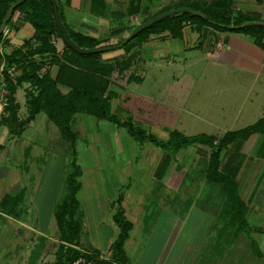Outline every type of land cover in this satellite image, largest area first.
<instances>
[{"label": "rangeland", "instance_id": "1", "mask_svg": "<svg viewBox=\"0 0 264 264\" xmlns=\"http://www.w3.org/2000/svg\"><path fill=\"white\" fill-rule=\"evenodd\" d=\"M160 1L144 0L147 6L145 10H156V4H160ZM179 1H170L163 6L172 7ZM234 3L241 10H256L255 17L264 20V0H234ZM71 13L79 15V11ZM136 18L139 22L145 15L141 14ZM179 43L181 41L171 38L163 40L161 50L171 54L170 63L167 64L164 58L156 60V67L148 70L146 76L156 80L155 86L163 81L178 78H190L197 82L191 93L185 97V103L177 106L179 111L176 113L179 118L176 128H165L150 119L115 111L114 107L118 106L119 102L114 101L110 103L111 111L118 119L129 120L157 141L166 142L170 139L172 130L177 132L181 128L187 132V136L196 135L201 131L205 135L219 138L226 131L243 128L264 117V92L257 94L259 90H264V87H260L264 86V70L259 76L214 70L211 59H206L196 49L179 51L176 45ZM111 52L117 56L113 59L119 61L121 49ZM104 54L106 53H102L103 56ZM44 70L49 68L45 67ZM18 74L19 71L15 70L13 78H10L14 80ZM232 79H254L253 91L247 87H237L235 93H232L233 88L229 85L225 88L219 83V80ZM115 80L119 82L120 77ZM31 90L33 89L27 85L25 92ZM151 90H155V87ZM152 94L156 97V90ZM25 96L27 98V94ZM252 102L256 105H250ZM189 112L193 115L190 116ZM23 115L25 113H22V117ZM208 122L214 125L218 122L219 127L209 125ZM71 126L76 133L73 148L70 142L60 135L53 122L38 115L23 127L24 131L20 136L14 137L12 147L6 145L4 150L0 151V264H52L56 260L60 242L53 214L67 193L66 177L73 169V160L80 169L76 178L78 190L75 193L77 205L74 210V219L80 228L77 250L91 257L88 261L80 257L78 264L111 260L110 246L118 233L111 216L116 211L118 197H121V205L126 211L124 217L131 220L134 227H138L140 218H146V227L151 224V220L156 222L160 218L157 223L160 224L157 233L159 243L156 246V252L160 255L165 253L172 241V233L167 230L169 214L176 213L177 218H184L188 211L191 219L183 226L171 246L172 255L174 253L180 256L186 242L201 233L200 226L193 225L192 221L196 218L195 207L198 208L195 203L203 201L207 187L194 181V176L197 168L199 170L198 162L205 163L206 159L208 160L210 149L200 145L202 151L193 146L180 153L178 149L172 151L175 164H171L169 170L164 173L166 184L156 179L155 172L163 154L172 148L163 149L149 140L139 141L131 136L125 127L84 113L74 114ZM3 137L0 138V144H3ZM238 144L240 145H237V150L232 148L225 152L221 166L226 170V161L230 160L231 164L235 160H241L236 179L237 194L240 200L245 202L244 207L252 208L255 200L250 203L246 200L247 196L255 190H264V135H251L246 141H239ZM192 158H195L194 162H191ZM169 185L177 188H170ZM14 188L22 198L15 206L7 196L13 193ZM217 190L219 194L223 192L220 186H217ZM223 194V207L229 209L225 213L226 223L237 227V223L232 219L235 213L231 209L230 200L225 192ZM192 201L194 202L191 204ZM9 211H14L16 215H9ZM14 218L17 223L13 221ZM136 234V230L130 232L131 240L133 236L136 238ZM131 244L133 242L125 247L129 263L138 264L139 252L136 251V245L133 247Z\"/></svg>", "mask_w": 264, "mask_h": 264}, {"label": "crops", "instance_id": "2", "mask_svg": "<svg viewBox=\"0 0 264 264\" xmlns=\"http://www.w3.org/2000/svg\"><path fill=\"white\" fill-rule=\"evenodd\" d=\"M58 1L61 5L64 21L68 24L70 29L94 39L106 41L102 43L106 44L114 43L126 37L130 31L140 23V21L137 22V16H140L141 14H144L145 17L147 15H152L160 10L164 4L175 0H161L160 4H156V10L154 11L149 8L145 10L147 6H145L144 0H140L139 13L131 16L126 15L129 0ZM233 9L245 14H254V16L256 14V10L254 9H239V7H237L234 3V0ZM71 11H79V15L76 16V13L75 15H72ZM14 26L15 30H12ZM8 27L11 31L8 38H2V41H7V45H1V54H9L13 48L21 46L24 40L30 39L33 33L32 27L28 24V22L24 21L22 16L18 13L14 15ZM170 38L181 41V43L176 44L178 47L176 48L179 49V51H194V49H196L202 53L206 59H211L214 70H221L224 73H228L229 71L241 72L247 74L248 76H259L264 70V50L250 42L245 36L215 30L206 26L196 29L192 24H188L184 27L180 38H172L167 33L150 35L147 40L141 44L135 45L127 51L121 50L122 52L119 54V61L121 64L114 67L109 77L111 84L109 85L108 90L113 93L111 102H119L118 106L114 107L116 109L115 111L119 110L120 112L128 113L138 118L150 119L152 122L154 121L157 124L163 125L165 128H176V125L178 124L177 118H179L178 113H176L179 111L177 106L185 103V97L191 93L193 86L197 82H194L190 78L188 80L178 78L163 81L161 84H158V86L157 84L155 86L156 80L153 77H146L148 70L152 67H156L154 64L156 60L164 58L167 64L170 63L172 58L170 57L171 54L165 53L161 50V43H163V40ZM55 42L57 52H62L63 41L56 39ZM105 53L106 54L101 57L102 60H111L114 57H117L116 54H112L113 52L111 51ZM205 57H202V59ZM2 67L3 65H0V69H2ZM121 68L122 70L120 71ZM49 72L50 75L54 77L57 72V67L55 65H51L49 67ZM1 76L2 75H0V138L4 137L3 144H0V151L4 150L6 145L12 147L14 137L20 136L22 131H24V128H20V130L17 131L14 126L4 121V119L9 115V112L6 111L8 106V93L5 87L4 79ZM118 76L120 77L119 82L115 80ZM253 80H219V83L221 86H225V88H228L227 86L229 85L233 88L232 93H235L237 87H247L249 90L253 91ZM151 82L153 83L152 87ZM27 85L29 84L23 83L17 86L13 94L14 103L16 105V117L19 120L24 119L27 115V98L25 96V89L27 88ZM153 87H155L156 90V97L152 94L155 93V90H151ZM260 87L263 88L264 86L261 85ZM60 90L62 93H66L67 91L64 87H60ZM263 92L264 90L261 89L257 92V94H262ZM250 105L255 106L256 104L252 102ZM22 113H25L23 117ZM188 114H190V116L193 115L192 112H189ZM38 115L44 116L42 113ZM38 115H36V117ZM29 123L30 121L27 124ZM208 124L214 125L210 122H208ZM214 126L219 127L218 122L215 123ZM174 131L176 130H172L171 133ZM179 131H177L179 134L187 136L185 135L187 132H184L181 128ZM197 134L205 133L200 131ZM236 142L231 143L225 150L222 151L220 155L219 168L222 173H226L232 177L235 183L241 160H235L231 164L230 160L228 162L226 161L228 166L226 170L222 169L221 165H223L222 160L225 158V152L232 148H234V150L238 149L237 145L240 144H238L239 141ZM190 146H193L196 149H200V147H202L200 145H187L180 148H172L169 149V151L166 150L168 153L163 154V157L159 161L160 163L158 165V169L155 172L156 179L162 181V183H166L164 182V173L169 170V166L174 163V160L172 159V151H176L178 149V152L180 153L184 151L185 148ZM261 146L262 145L259 146V149H261ZM194 160L195 158H192L191 162H194ZM207 162V159L205 163H202L201 161L198 162L199 170L197 168L194 176V181H198V183L207 187L206 197L203 198L202 202L195 203L196 205L198 204V208L197 206L195 207L196 209L194 213L196 218L192 221L193 225L197 224L200 226V235L197 234L191 241L188 243L186 242V247L182 250L180 256L174 253L172 255V241L174 239L176 240L183 226L189 223L191 217H189L190 215L188 211L185 213L184 218H177L176 213H170V217L167 218V230L172 233V241L169 243L165 253L160 255L156 252V246H158L159 243L157 240V233L159 230L158 226L160 225H157V223L160 218L156 222L151 220V224L148 227L145 226L146 218H140L138 227H134V223L128 219L132 223L131 231L136 230L137 234L136 238L134 239L133 236V239L131 240L129 233V237L124 243L127 264H130V260L125 247L130 242H133V244H131L133 247L136 245V251L139 252V258H137L138 264H264V190H255L250 192L246 198V200H249L250 203L252 200H255L252 208L251 206L249 208L248 206H245L243 210V217L246 225L250 228V231L243 232L238 230V226L231 227L230 224L226 223L225 219V213L229 211L228 207H223L225 206V195L223 192L219 194L217 186L215 187V185L211 184L206 178ZM162 169L163 173H161ZM169 187L177 188L170 185ZM16 191L17 189L14 188L11 195L6 194L10 200H14L16 198L18 195V192ZM4 199L5 197L3 200ZM242 199L244 200V198ZM256 200H259V202H256ZM121 202L120 206L122 207L123 214L125 216L126 211L121 205ZM193 202L194 201H192L191 204ZM12 214L16 215L14 211L13 213L9 211V215ZM232 219H234V216ZM13 221L17 223L16 218H14ZM258 229L261 231H258Z\"/></svg>", "mask_w": 264, "mask_h": 264}, {"label": "trees", "instance_id": "3", "mask_svg": "<svg viewBox=\"0 0 264 264\" xmlns=\"http://www.w3.org/2000/svg\"><path fill=\"white\" fill-rule=\"evenodd\" d=\"M14 1L16 0H0V23L8 6ZM55 1L60 20L67 30L70 40L78 47L93 48L106 42L70 29L64 21L60 2ZM177 7H190L199 10L208 16L212 23L188 14L170 16L138 33L121 50L127 51L133 46L141 44L150 35L167 33L172 38H180L184 27L188 24H192L196 29L206 26L215 30L243 35L264 50V27L238 28L246 21L264 20L255 17L254 14L235 11L233 0H183L172 7L163 6L156 13L142 19L140 23ZM139 11L140 0H129L126 15L131 16ZM16 13L28 22L33 33L30 39L24 40L21 46L13 48L9 54L0 53V65H3L1 75L8 93L6 111L8 110L9 115L4 119L6 123H10L18 131L33 120L36 115L42 113L46 120L56 125L60 135L68 140L73 148L76 133L71 126L72 117L76 113H84L96 119L125 127L127 132L137 140H149L163 149L180 148L187 145L207 146L210 149L206 168L207 180L211 184L220 186L230 200L238 230L250 231L243 217L244 204L237 194V185L232 177L222 173L219 169L220 155L228 145L235 141H246L254 134L264 135V118H260L242 129L226 132L219 138L205 134L184 136L172 132L170 139L166 142L157 141L152 135L144 133L143 130L133 125L131 121L118 119L111 111L110 103L113 93L108 90L111 84L109 77L114 67L121 64L120 61L102 60L101 53L80 55L64 43L62 52H57L55 41L56 39L62 40V38L53 22L50 4L47 0L23 1L14 9L6 26L9 25ZM228 26L235 28L230 29ZM12 30H15V26ZM2 44L7 45V41H2L1 35L0 47ZM51 65L57 67L54 77L50 75L49 70H44L45 67L49 68ZM11 67L19 71L14 80H11L8 74ZM23 83L29 84L33 90L26 92L27 115L24 119L19 120L16 117L13 94L16 87ZM60 87L66 88V93H62ZM72 166V171L66 177L67 193L53 214L60 244L56 260L52 264H73L80 257H84L87 261L88 258H91L77 250L80 228L74 219V210L77 205L75 193L78 190L76 178L80 174V169L75 165L74 160ZM21 200V195L18 194L12 203L15 206ZM116 202V211L112 215V221L117 227L118 233L110 246L111 260L108 262L99 260L94 264H127L123 246L129 237L132 223L124 217L123 209L120 206L121 197H118ZM258 231L261 230L258 229Z\"/></svg>", "mask_w": 264, "mask_h": 264}, {"label": "water", "instance_id": "4", "mask_svg": "<svg viewBox=\"0 0 264 264\" xmlns=\"http://www.w3.org/2000/svg\"><path fill=\"white\" fill-rule=\"evenodd\" d=\"M23 1H25V0H16L8 6L6 13H5V15H4V17L0 23V36L2 34L3 29L5 28V26L7 24V22L10 20L14 9L18 5H20ZM47 1L50 4L53 22H54L56 28L58 29V31L60 32L63 43L65 45H67L68 47H70L74 52H76L80 55L95 54V53H101L102 54L105 52L121 49L128 41L132 40L141 31L147 29L148 27L158 23L159 21H161L167 17L178 15V14H188L190 16L200 18V19H202L208 23H212V20H210L208 16H206L204 13H202L199 10H196V9H193L190 7H177V8H173V9L164 11V12L148 19L145 22L136 25L126 37L122 38L119 41H116L114 43L101 44V45L93 47V48L83 49V48L78 47L73 41L70 40L68 33H67V30L65 29L64 25L62 24V22L60 20L56 1L55 0H47ZM252 26L264 27V21H260V20L246 21V22H243L242 24H240V26H238V28L252 27ZM228 28L233 29L235 27L234 26H228Z\"/></svg>", "mask_w": 264, "mask_h": 264}, {"label": "built area", "instance_id": "5", "mask_svg": "<svg viewBox=\"0 0 264 264\" xmlns=\"http://www.w3.org/2000/svg\"><path fill=\"white\" fill-rule=\"evenodd\" d=\"M10 28L8 27V26H5V28L3 29V31H2V38L3 39H5V38H8L9 37V34H10ZM1 70L2 69H0V75H1ZM13 73H14V70H13V68H10L9 70H8V74L13 78ZM79 261H80V259H78L74 264H78L79 263Z\"/></svg>", "mask_w": 264, "mask_h": 264}]
</instances>
